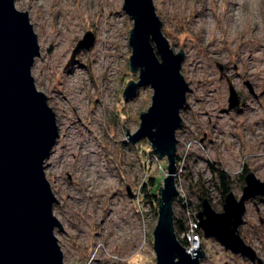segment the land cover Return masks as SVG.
<instances>
[{"label": "rangeland", "instance_id": "obj_1", "mask_svg": "<svg viewBox=\"0 0 264 264\" xmlns=\"http://www.w3.org/2000/svg\"><path fill=\"white\" fill-rule=\"evenodd\" d=\"M235 1L237 7L232 5ZM14 4L27 12L38 36L40 55L31 74L37 90L47 95L58 126L44 172L59 202L52 210L62 225L54 232L63 263L156 264L154 207L168 174L167 162L149 152L147 139L132 144L126 138L127 131L129 135L137 131L139 114L151 104L152 89L142 86L130 100L122 98L130 79L136 82L139 77L138 71H130L133 21L122 9L124 0H14ZM153 4L170 48L184 52L180 73L189 87L180 112L182 126L176 131L175 176L183 201L175 199L172 205L173 216L188 227L200 211L202 190L214 210L222 211L211 166L228 174L236 198L242 195L245 170L264 182V0H153ZM107 16L112 26L106 42L102 28ZM87 31L93 34V46L74 53ZM108 52L113 57H107ZM113 60L118 65L115 79L110 75ZM74 72L79 73L76 79ZM230 85L238 94L239 108H229ZM100 94L107 106H100ZM83 141L91 145L89 151ZM149 177L159 184L156 189L144 185ZM245 202L238 233L264 264V199L255 196ZM199 230L204 253L200 264H253Z\"/></svg>", "mask_w": 264, "mask_h": 264}, {"label": "water", "instance_id": "obj_2", "mask_svg": "<svg viewBox=\"0 0 264 264\" xmlns=\"http://www.w3.org/2000/svg\"><path fill=\"white\" fill-rule=\"evenodd\" d=\"M123 11L133 21L128 43L130 71L138 80L126 84L122 98L130 100L142 86L152 89L151 104L139 114L140 124L129 142L147 139L150 150L167 162V176L158 188L157 222L152 232L156 264H200L204 253L192 252L179 242L173 216V201L179 194L175 176L176 131L182 126L189 87L180 73L184 52H173L161 31L162 21L153 0H124ZM89 31L77 42L74 53L93 46ZM40 55L38 36L26 11L14 0H0V264H64L54 229H62L53 214L58 203L45 178V160L58 137L55 112L47 95L38 91L31 74ZM229 108L239 106L238 94L229 86ZM124 122V118H122ZM242 195L229 192L218 212L204 198L197 212L203 236L215 238L232 253L263 264L238 233L246 200L264 196V182L253 173L244 176Z\"/></svg>", "mask_w": 264, "mask_h": 264}, {"label": "trees", "instance_id": "obj_3", "mask_svg": "<svg viewBox=\"0 0 264 264\" xmlns=\"http://www.w3.org/2000/svg\"><path fill=\"white\" fill-rule=\"evenodd\" d=\"M149 152L153 153V152H151V150H149ZM177 158H178V155H176V161H177ZM211 169L216 171V177L214 180H212V182L215 185L218 193H220V203H222L224 200V197L231 191V181H230L228 174L225 171L220 170L217 167L215 168L213 166H211ZM243 177H244V175L241 177V181L243 180ZM146 184L154 185L155 189L159 186V184H157L155 186L152 177H149L147 183H145L144 185H146ZM149 194H151L152 196H156L154 193H151V192ZM204 198L209 200L207 193H205V190H202V194H200V197H199L198 210L201 209L200 203H201V200ZM154 208H155V216H157V207H154ZM174 227H175L176 236H177L179 242L185 246V244H186L185 239L180 238V234L187 229V227H185L183 224V220L181 218H177L174 216Z\"/></svg>", "mask_w": 264, "mask_h": 264}, {"label": "bare ground", "instance_id": "obj_4", "mask_svg": "<svg viewBox=\"0 0 264 264\" xmlns=\"http://www.w3.org/2000/svg\"><path fill=\"white\" fill-rule=\"evenodd\" d=\"M66 1H67V0H66ZM99 3H100V2H99ZM99 3H98V4H99ZM65 4H66V3H64V5H65ZM89 4H90V3H89ZM91 4H92V3H91ZM91 4L89 5L90 7H92ZM96 4H97V3H96ZM232 5L237 7L238 2L235 1ZM98 6H99V5H98ZM68 8H69V7H68ZM92 9H93V8H92ZM89 11H90V10H89ZM107 13H108V12H107ZM88 16H90V15H88ZM196 16H198V13H196ZM94 17H95V16H94ZM197 18H198V17H197ZM111 21H112V19H111ZM103 22H104V21H103ZM106 22H107V23H106V24H107L106 27H105V28L103 27L102 29H103V31H104V33H105V35H104V37H105V39H106L105 41L107 42V40H108V32L110 31V30H109V24L111 25L110 18H109L108 16L106 17ZM198 22H199V21H198ZM111 26H112V25H111ZM110 55L113 57V55H112L111 53L108 52L107 57L110 56ZM105 59H106V58H105ZM104 61H105V60H104ZM104 61H103V62H104ZM103 62H102L103 66H106ZM105 62H106V61H105ZM115 63H116V62H115L114 60H113L112 62H110V64H112V66H113V68H112V70H111L112 72H111V74H110L112 77H114V75H115V71L118 70V68H117L118 65L116 66ZM117 63H118V62H117ZM107 67H108V66H107ZM107 67H105V68L107 69ZM103 73H104V70H103ZM77 74H79V73H78V72H77V73L74 72V78H75V79H76ZM78 77H79V76H78ZM116 77H117V76H116ZM114 79H115V77H114ZM79 80H80V78H79ZM75 84H76V83H75ZM75 98H77V96H76ZM99 98L102 99V100L98 99L99 102H100V106H102L103 104H105V106L108 105V102L106 101L107 99L104 98V94H100ZM88 104H89V103H88ZM89 105H91V104H89ZM111 107H112V106H111ZM237 107L239 108L240 105L237 106ZM106 108H107V107H106ZM235 108H236V107H235ZM107 109H109V108H107ZM102 110H103V109H102ZM111 111H112V110H111ZM95 115H96V113H95ZM94 120H95V118H94ZM96 122H97V121H96ZM86 130L88 131L87 128H86ZM89 130H90V129H89ZM90 132H91V131H90ZM76 133H77V132H76ZM76 133H75V134H76ZM76 135H77V134H76ZM76 143H77V142H76ZM82 143H83L82 147L85 146L84 150H85V151H87V150L89 151V150H90L89 147H91V145H90V144H89V145L86 144L85 141H83ZM91 151H92V150H91ZM262 198L264 199V196H262ZM198 246H199V245H198ZM198 246H197V247H198ZM197 247H195V246L192 247L191 252H192V250H193L194 248H197ZM198 249H200V248H198ZM95 258H96V257H95Z\"/></svg>", "mask_w": 264, "mask_h": 264}, {"label": "built area", "instance_id": "obj_5", "mask_svg": "<svg viewBox=\"0 0 264 264\" xmlns=\"http://www.w3.org/2000/svg\"><path fill=\"white\" fill-rule=\"evenodd\" d=\"M198 219L195 216L191 219V222L187 229L180 234V238H184L186 241L185 247L191 251L192 247H197L199 245L198 239Z\"/></svg>", "mask_w": 264, "mask_h": 264}, {"label": "flooded vegetation", "instance_id": "obj_6", "mask_svg": "<svg viewBox=\"0 0 264 264\" xmlns=\"http://www.w3.org/2000/svg\"><path fill=\"white\" fill-rule=\"evenodd\" d=\"M244 172L247 173L246 170H245ZM244 172H243V173H244ZM243 173L241 174V177H242L243 175L245 176V173H244V174H243ZM242 181H244V177H243V180H242ZM259 197H260V196H259ZM260 199H261V198H260ZM222 205H223V202H222Z\"/></svg>", "mask_w": 264, "mask_h": 264}]
</instances>
